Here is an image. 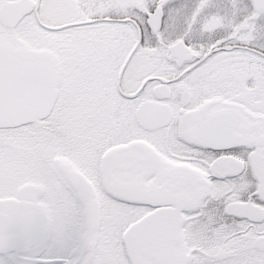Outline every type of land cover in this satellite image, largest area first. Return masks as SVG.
Returning a JSON list of instances; mask_svg holds the SVG:
<instances>
[{
	"label": "snow or ice",
	"instance_id": "6c2138e0",
	"mask_svg": "<svg viewBox=\"0 0 264 264\" xmlns=\"http://www.w3.org/2000/svg\"><path fill=\"white\" fill-rule=\"evenodd\" d=\"M0 264H264V0H0Z\"/></svg>",
	"mask_w": 264,
	"mask_h": 264
}]
</instances>
